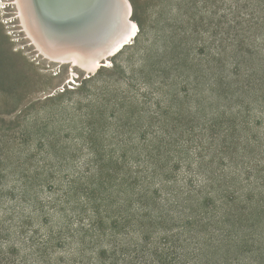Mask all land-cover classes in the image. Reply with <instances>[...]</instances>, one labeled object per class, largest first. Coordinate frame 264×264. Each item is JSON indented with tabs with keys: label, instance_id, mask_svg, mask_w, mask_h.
<instances>
[{
	"label": "rangeland",
	"instance_id": "374dc122",
	"mask_svg": "<svg viewBox=\"0 0 264 264\" xmlns=\"http://www.w3.org/2000/svg\"><path fill=\"white\" fill-rule=\"evenodd\" d=\"M128 3L68 57L0 0V264H264V0Z\"/></svg>",
	"mask_w": 264,
	"mask_h": 264
},
{
	"label": "bare ground",
	"instance_id": "6f19581e",
	"mask_svg": "<svg viewBox=\"0 0 264 264\" xmlns=\"http://www.w3.org/2000/svg\"><path fill=\"white\" fill-rule=\"evenodd\" d=\"M50 1H52L51 4L53 6L51 5L49 7L48 4L46 3V0H23L25 6H27V10H25V11L26 12L28 11V14H29L28 20L31 18L30 21H32V22L34 21V22H36V24L37 23L39 24V25H37V27L34 26L35 24L34 25L32 24V28H33V26H34V28L35 27L40 28L39 26H41L42 29L40 28V30L42 32L44 31L43 32L44 34L43 33L41 34L40 30L39 29L37 30L35 28L38 32L37 31L33 32V35L35 33L34 37L36 39H38V41L40 42V40L42 39L41 37H43L46 34V36H44V38H43V39H45L44 40L45 44L44 43H42V44H44L45 48L49 47L48 50H50L51 52L53 51V50H51L53 48L54 52H55V50H58L59 52L65 54L67 56L71 55V52H70L71 50H69V49L71 47H73V45H70L71 47L69 48V46L67 47V44L69 42L79 41L83 37L85 39L96 38L97 40L101 41V43L103 44V48H105L104 45H109V43H112V40H114L115 37H119V40H117L115 43L116 46L113 48V51H114V50H116V48L118 49L119 46L121 47L122 44H125V45L128 44L127 42H129V39L133 40L136 37V36L134 37L136 30L132 29V27L130 25L131 19L129 18L128 11H127V7L129 4L128 0H107V2H106V0H50ZM60 1L62 2L63 5L62 4L59 5ZM16 2H18V1H16ZM124 2L125 3L127 2V5L124 4ZM19 5L21 6V4H19ZM19 10H20V8H19ZM21 10H23L22 6H21ZM19 13L21 14L20 11H19ZM22 13H24V12H22ZM20 14H19V16H20ZM21 16H24V17L22 18ZM21 16H20V18L22 19L21 21H22V23H24V21H26L25 19H27V17L24 14L23 15L21 14ZM30 21H29V23H30ZM51 24H53V26H51ZM27 27H28V25H27ZM25 28H24V30H25ZM29 28H30V26H29ZM29 31L32 32L33 29L32 30L30 29ZM29 31H28V33H29ZM38 33H40V34H38ZM37 35L38 36L41 35V36L37 38L36 37ZM28 36L30 37V35H28ZM39 38H41V39H39ZM43 39L41 40L42 42H43ZM97 40H95V41H97ZM85 42H86V40H85ZM92 42L95 43L94 41H92ZM97 42L95 44H97ZM82 43H84V42H82ZM40 44H41V42H40ZM84 45L86 46V43ZM100 46L102 47L101 44L99 45V47ZM45 48H43V46H42V49L47 54V52H49V51L46 52L45 50L47 48L46 49ZM67 48H69L68 49L69 52H68ZM73 48H72V50H74ZM79 48L80 47L75 49L72 52V54L74 52H76V50H78ZM106 49H108V48H106ZM80 50L81 49H79L78 52ZM85 50H83V51H85ZM67 52L70 54H67ZM95 52H97V51H95ZM87 53H88V51H87ZM107 53H108V51L104 52V54H106V55H107ZM79 54L80 53H78V57H79L78 59L79 60L82 57H83V59L88 57V55L85 56V54H83V53L82 54L85 57L82 54H80V56H79ZM49 55H51V53ZM52 55H53V53H52ZM76 55H77V53L75 54V56ZM54 56H56V55H53V57ZM111 56H107V57L103 58L101 61L99 60L95 63L92 62L94 60V58L92 60V58L90 57V59L92 60L91 61L92 64L90 63V65H93L92 66L93 69H95L97 71L96 68H99L101 64H105L106 62H109ZM101 57H103V55ZM63 58H65V57H63ZM71 59H72V56H70V60ZM73 59H75V57ZM90 59H89V61H90ZM64 60H66V59H64ZM64 60H63V62H64ZM68 61H69V59H68ZM74 61L76 62L77 60H74ZM85 61H86V59H85ZM80 62L83 63L84 60H80ZM80 62H79V64L81 65L82 63H80ZM85 65H87V64H85ZM85 68H86V66L84 67V69ZM93 69H92V72H93ZM72 70L75 72V69H72ZM89 74H91V70L89 71ZM75 76H73L74 77L73 79L76 78ZM70 82H72V81H70Z\"/></svg>",
	"mask_w": 264,
	"mask_h": 264
},
{
	"label": "water",
	"instance_id": "95a60500",
	"mask_svg": "<svg viewBox=\"0 0 264 264\" xmlns=\"http://www.w3.org/2000/svg\"><path fill=\"white\" fill-rule=\"evenodd\" d=\"M106 2H107V0H106ZM46 3L48 4V6L50 7L52 4V1H50V0H46ZM62 4V2L60 1V4L59 5H61ZM124 4H126L127 5V2L125 3L124 2ZM63 5V4H62ZM53 6V5H52ZM129 8H130V3H129ZM130 12H131V10H130ZM51 26H53V24H51ZM58 28V27H57Z\"/></svg>",
	"mask_w": 264,
	"mask_h": 264
}]
</instances>
